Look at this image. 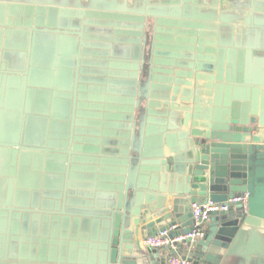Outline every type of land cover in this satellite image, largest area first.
Segmentation results:
<instances>
[{
	"label": "water",
	"instance_id": "1",
	"mask_svg": "<svg viewBox=\"0 0 264 264\" xmlns=\"http://www.w3.org/2000/svg\"><path fill=\"white\" fill-rule=\"evenodd\" d=\"M133 1L0 0V264H264V0Z\"/></svg>",
	"mask_w": 264,
	"mask_h": 264
},
{
	"label": "built area",
	"instance_id": "2",
	"mask_svg": "<svg viewBox=\"0 0 264 264\" xmlns=\"http://www.w3.org/2000/svg\"><path fill=\"white\" fill-rule=\"evenodd\" d=\"M241 197H235L229 199L226 202H215L212 200L208 201H197L192 204V212L194 218V228L191 232L187 233L185 236L178 238H203L206 235L205 223L210 219V216L213 212L217 211H226L229 209L231 203L239 201ZM246 200V198L244 199ZM166 231L161 232L157 236H151L145 239V244L153 247H161L166 243H169V240L165 238ZM175 241V240H174ZM176 247V246H172ZM177 248V247H176ZM169 264H193L192 260L187 257L172 255L169 257Z\"/></svg>",
	"mask_w": 264,
	"mask_h": 264
},
{
	"label": "crops",
	"instance_id": "3",
	"mask_svg": "<svg viewBox=\"0 0 264 264\" xmlns=\"http://www.w3.org/2000/svg\"><path fill=\"white\" fill-rule=\"evenodd\" d=\"M248 2L251 3V5L253 4V0H219V5L218 7V13L219 15H223L225 16V18H229V19H236L238 18L240 11L237 10V4L241 3V2ZM208 0H205L203 2V7L209 8L211 7L208 4ZM128 5L130 7H132L134 5V1L133 0H129ZM252 14V13H251ZM242 25V24H240ZM240 25H237V27H240ZM248 27V26H247ZM250 28V27H248ZM227 30L228 29H224L223 35L222 37L226 40V42L228 41V36H227ZM226 49H228L227 46H225ZM259 57H262L261 54L257 55ZM211 220V219H210ZM210 220H208L205 223V228L206 230L209 229V222ZM183 239V238H182ZM167 244V243H166ZM163 245V246H166ZM191 249L186 245H182L181 248H176V247H172V251L167 250L165 256L160 257V252L158 253V264L164 263V264H169V257H171L172 255H179V256H186L189 257V253H190Z\"/></svg>",
	"mask_w": 264,
	"mask_h": 264
},
{
	"label": "rangeland",
	"instance_id": "4",
	"mask_svg": "<svg viewBox=\"0 0 264 264\" xmlns=\"http://www.w3.org/2000/svg\"><path fill=\"white\" fill-rule=\"evenodd\" d=\"M150 41H151V40H150ZM150 41H149V44H148V48H149V49H150V44H151ZM144 79H146V78H144ZM142 90H143L144 94H146V91H147V90L145 89V87H143ZM141 105H142V106H141L142 109L140 110V114L143 113V109L145 108V107H144L145 102H143ZM143 107H144V108H143ZM106 150L109 151V152H112L110 149H107V148H106Z\"/></svg>",
	"mask_w": 264,
	"mask_h": 264
}]
</instances>
